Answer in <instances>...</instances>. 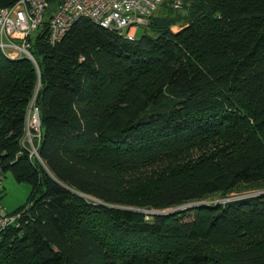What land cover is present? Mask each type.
<instances>
[{
    "label": "trees",
    "instance_id": "trees-1",
    "mask_svg": "<svg viewBox=\"0 0 264 264\" xmlns=\"http://www.w3.org/2000/svg\"><path fill=\"white\" fill-rule=\"evenodd\" d=\"M177 1L133 41L81 18L0 50V172L31 186L0 264H264V192L204 202L264 180V0Z\"/></svg>",
    "mask_w": 264,
    "mask_h": 264
},
{
    "label": "built area",
    "instance_id": "built-area-1",
    "mask_svg": "<svg viewBox=\"0 0 264 264\" xmlns=\"http://www.w3.org/2000/svg\"><path fill=\"white\" fill-rule=\"evenodd\" d=\"M164 0H60L50 12L51 0H17L13 5L0 7V50L10 58L30 53V37L45 24L47 39L58 42L79 19L86 18L99 26L117 31L133 41L138 27L146 26L148 18ZM172 6L178 7L173 0ZM49 13V14H47ZM39 136L37 110L31 113ZM29 119V117H28ZM27 119V121H28ZM31 153L36 154L35 149ZM3 175L0 172V190ZM22 211L7 212L0 205V232L17 225Z\"/></svg>",
    "mask_w": 264,
    "mask_h": 264
},
{
    "label": "rangeland",
    "instance_id": "rangeland-1",
    "mask_svg": "<svg viewBox=\"0 0 264 264\" xmlns=\"http://www.w3.org/2000/svg\"><path fill=\"white\" fill-rule=\"evenodd\" d=\"M161 10V7H158L157 10L154 12V15H157L159 11ZM179 28L178 25H173L172 30H177ZM143 34H151L149 29L146 26L138 27L135 31V38L140 39ZM29 115V114H28ZM38 139V132L36 130V127L34 125V122L32 121V116L30 114V117L26 124V134H25V141L28 143V147L30 150H34L35 146V138ZM246 138V135L241 138V145L244 143ZM215 149V148H214ZM231 151L230 149H225L220 154L214 155V162H221L223 160V154L225 152ZM199 152H194V156H197ZM34 157L38 158L37 154H34ZM2 197L0 199V205L3 207V209L7 212H12L18 207L24 205L30 195L31 192V186L26 182H18L14 178V176L10 172H5L2 179ZM264 192V180H252L247 182H240L238 183L233 191L225 193V194H214L213 196L207 197L204 202H225L229 199L236 198L238 196H244V195H250V194H257V193H263ZM195 203H182L173 205L170 207H166L163 209H136L139 210L145 214H151V213H157V212H169V211H175L177 209L193 205ZM160 210V211H159ZM242 236V237H241ZM239 239L237 240L236 245L239 246L245 245L246 242L251 243V239L247 235H241Z\"/></svg>",
    "mask_w": 264,
    "mask_h": 264
},
{
    "label": "crops",
    "instance_id": "crops-1",
    "mask_svg": "<svg viewBox=\"0 0 264 264\" xmlns=\"http://www.w3.org/2000/svg\"><path fill=\"white\" fill-rule=\"evenodd\" d=\"M2 189H3V187H2Z\"/></svg>",
    "mask_w": 264,
    "mask_h": 264
}]
</instances>
